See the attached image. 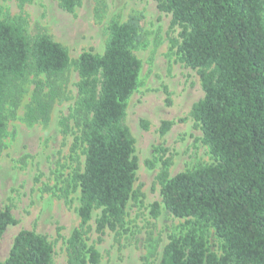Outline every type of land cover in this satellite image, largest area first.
Listing matches in <instances>:
<instances>
[{"label":"trees","instance_id":"trees-1","mask_svg":"<svg viewBox=\"0 0 264 264\" xmlns=\"http://www.w3.org/2000/svg\"><path fill=\"white\" fill-rule=\"evenodd\" d=\"M156 1L170 13V26L180 29L179 60L198 72L204 94L190 116L214 159L173 176L163 161L157 175L162 202L187 225L169 235L159 264H264V0ZM80 3L58 5L72 13ZM139 20L134 14L110 18L102 53L84 50L71 59L43 28L30 33L0 18V138L6 103L17 106L19 81L45 75L46 82L34 81L24 119L47 123L54 102L65 97V72L72 65L78 74L77 97L59 120L63 134L77 130L71 150L82 145L84 154L82 170L71 178L72 190H79V224L67 239V264L98 263V251L86 243L93 211L100 210L95 231L101 239L106 229L123 225L128 201L137 199L134 138L124 116L139 83L141 61L133 52L143 40ZM170 124L164 121L161 133ZM141 125L147 128V121ZM64 188L67 197L69 184ZM158 213L154 202L151 214ZM16 222L9 206L0 207V238ZM210 228L221 241L219 254L207 246ZM51 253L45 236L21 229L0 264H50Z\"/></svg>","mask_w":264,"mask_h":264},{"label":"rangeland","instance_id":"rangeland-1","mask_svg":"<svg viewBox=\"0 0 264 264\" xmlns=\"http://www.w3.org/2000/svg\"><path fill=\"white\" fill-rule=\"evenodd\" d=\"M58 2L31 0L19 5L17 0H0V18L18 21L30 33L43 28L67 48L71 59L84 50L102 53L110 18L123 21L132 14L140 18L143 40L133 49L141 61L139 83L127 100L124 116L134 138L137 199L128 201L123 225L106 229L101 239L95 231L100 210L93 211L86 243L98 251L97 264H159L169 235L185 230L187 225L185 218L174 216L162 202L157 175L163 161L168 160L169 176L214 161L202 142V131L190 116L192 105L204 94L198 72L179 60L180 29L170 26V13L159 10L156 0H81L72 13L61 9ZM262 18L264 22V5ZM64 75L65 97L54 102L47 123L29 124L24 119L34 81L39 78L46 82L44 74L19 81L17 106L10 102L5 105V130L0 138V207L9 206L17 222L0 238V261L7 257L18 231L30 229L51 243L50 264H67V239L79 224V190H72L71 178L75 170H82L84 154L82 145L71 150L78 134L72 120L67 134L59 124L77 97V71L70 65ZM141 120L147 121V128ZM164 121L171 124L161 133ZM68 184L69 193L64 197L61 194ZM154 202L159 204L156 217L151 214ZM220 244L210 228L208 248L219 254Z\"/></svg>","mask_w":264,"mask_h":264}]
</instances>
